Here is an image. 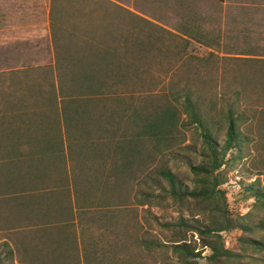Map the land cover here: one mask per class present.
I'll return each instance as SVG.
<instances>
[{
  "label": "rangeland",
  "instance_id": "obj_1",
  "mask_svg": "<svg viewBox=\"0 0 264 264\" xmlns=\"http://www.w3.org/2000/svg\"><path fill=\"white\" fill-rule=\"evenodd\" d=\"M166 2L0 0V140L20 114L31 117L47 110L43 103L26 111L14 109L30 96L24 89L31 81L47 89L54 82L68 94L73 91V58L87 64L94 54L107 51L121 59L119 72L126 77L116 81L115 92L103 94L109 101L104 110L94 105V118L103 111L112 114L116 126L105 128H117L119 135L130 129L136 114L152 111L172 95L182 100L190 92L220 143L230 107L243 141L239 151L226 154L221 187L227 208L233 216L251 212L248 220L264 219V210L243 192L249 183L264 185V0ZM176 104L182 114L174 137L143 170L123 173L120 161L114 167L112 161L70 157L65 181L59 182L63 185L51 184L66 191L63 201H71L72 216L45 219L34 209L32 216L23 217L11 203L22 201L17 199L20 191L0 194V252L8 247L14 252L2 264H184L171 247L179 237L199 253L191 260L210 264V249L193 229L207 224L209 214L196 202L172 198L158 175V169L168 168L192 187L189 164L200 160L198 134L191 124L181 126L190 121ZM58 170L53 169L52 179L60 176ZM39 188L33 186L37 192ZM32 201L61 199L45 195ZM40 220L47 223L40 225ZM42 232L52 238L51 245L40 240ZM220 235L224 246L241 254L243 264H264V251L240 247L239 230ZM251 235L260 239L264 229ZM55 240L65 245L54 248Z\"/></svg>",
  "mask_w": 264,
  "mask_h": 264
},
{
  "label": "trees",
  "instance_id": "obj_2",
  "mask_svg": "<svg viewBox=\"0 0 264 264\" xmlns=\"http://www.w3.org/2000/svg\"><path fill=\"white\" fill-rule=\"evenodd\" d=\"M94 57L88 58L87 64H81L78 57L73 58L69 74L73 91L68 94H64L60 86L57 89L54 82L47 89L45 85L31 81V86L28 84L24 89L30 96L22 100L21 105L14 106V109L26 111V108H35L43 103L47 110L34 111L31 117L29 112L28 115L20 114V119L15 118L16 122H19L11 126L0 140V194L20 191L21 195L17 199L22 201L11 203H15L21 213L23 211V217H28L29 214L32 216L34 209L35 215L45 219L52 216H72L71 201H63L67 197L64 194L66 191L52 187L54 182L56 185H63L59 182L65 181L63 171L70 157L78 160L81 154L86 159L92 158L98 162L112 161L114 167L120 161L118 168L122 169L123 173L143 170L148 160L161 152L163 144L166 146L171 143L182 114L176 104L178 103L187 116L186 120L190 121L181 122V126L191 124L198 134L201 144L200 160L189 164L193 174L192 187L168 168L158 169V175L166 182L168 194L178 201L196 202L201 205L203 213L209 214L207 224L202 227L195 226L193 229L203 238V245L210 249V254L207 255L210 264H243L240 253L224 246L221 232L223 234L239 230L241 235L238 243L241 248L264 251V236L258 239L251 235L255 229H264V219L248 220L247 216L251 212L233 216L227 208L226 191L221 187L225 181L223 168L229 160L226 154L239 151L243 141L238 119L233 117L230 107L226 112L227 122L220 143L206 114L200 110L190 92L181 95L182 100L172 95V100L168 98L165 104L152 111L136 114V121L130 123V129H122L117 135L119 129L105 128V125L116 126L111 122L114 118L112 114L103 111L97 119L93 114L96 109L94 105H100L97 108L104 110L109 102L108 97L103 94L115 92L116 81L125 79L126 74L119 72L123 62L121 59H113L112 54L107 51L94 54ZM57 60L58 58L55 63ZM17 83L22 89V83ZM96 96L98 98H95ZM10 135L15 138L9 137ZM90 153L92 155H89ZM53 169H60L57 171H60V176L52 179ZM25 185H29V189H25ZM34 185L41 187L39 189L42 191L37 192V189H33ZM243 192L254 199L257 208L264 210V185L252 182L243 186ZM45 195L47 199L54 197L61 201H32L36 196ZM26 199L30 201H25ZM47 208H51L52 213L47 212ZM44 235L42 234L40 239L51 245L52 238L46 239L45 236L43 239ZM65 239L66 237L63 238ZM185 239L177 238L176 243L171 246L172 250L182 256L184 264H198L190 257L198 256L199 253L195 252V247ZM63 240L62 244L61 241L55 240L57 242L52 246L63 247ZM13 254L9 247L4 253L0 252V264L4 258L12 260ZM35 255L37 256V253Z\"/></svg>",
  "mask_w": 264,
  "mask_h": 264
},
{
  "label": "crops",
  "instance_id": "obj_3",
  "mask_svg": "<svg viewBox=\"0 0 264 264\" xmlns=\"http://www.w3.org/2000/svg\"><path fill=\"white\" fill-rule=\"evenodd\" d=\"M212 1H214V2H218L217 0H212ZM161 3L162 4H166L167 2H166V0H161ZM219 3H222V2H219ZM182 5V4H181ZM179 6V5H178ZM44 223H47V222H45V221H42V220H40V225H42V224H44ZM44 227V226H43ZM43 227H40L41 229L40 230H42L43 229ZM42 234H45L44 236H43V239H44V237L46 236V239L49 237V236H47V234L45 233V232H42L41 234H40V236H42ZM39 236V237H40ZM41 240V239H40ZM49 247V246H48ZM39 253V252H38Z\"/></svg>",
  "mask_w": 264,
  "mask_h": 264
}]
</instances>
